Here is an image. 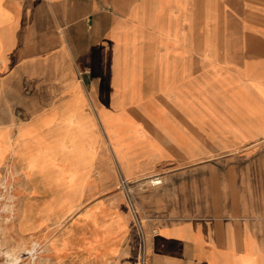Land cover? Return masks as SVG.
Returning <instances> with one entry per match:
<instances>
[{"label": "crops", "instance_id": "1", "mask_svg": "<svg viewBox=\"0 0 264 264\" xmlns=\"http://www.w3.org/2000/svg\"><path fill=\"white\" fill-rule=\"evenodd\" d=\"M262 2L0 0V89L21 110L0 114V180L21 201L78 187L92 202L174 173V220L146 230V264H264V112L246 108L264 110V24L216 28ZM94 215L83 264H129L130 214Z\"/></svg>", "mask_w": 264, "mask_h": 264}, {"label": "rangeland", "instance_id": "2", "mask_svg": "<svg viewBox=\"0 0 264 264\" xmlns=\"http://www.w3.org/2000/svg\"><path fill=\"white\" fill-rule=\"evenodd\" d=\"M261 7L264 8V2H262ZM232 12L231 18L228 19L229 24L225 27L217 26V33L230 31L232 35H242L247 34L249 29H255L258 25L264 24V9H259L258 11L253 10L243 15H240L239 10H232ZM240 18L244 22L247 19L248 24H243ZM6 93V90L0 89V114L3 115L2 117L17 112L21 114V110L18 109L16 111L14 105L7 103L8 98L6 97ZM246 108L247 112H264V110H256L254 105H249ZM5 123L6 121L0 120V126ZM171 175V179L166 185L162 184L163 179L161 177H153L150 180V184H147L145 187L140 186L136 189H133L128 180H124V184L120 183L118 186H115L113 191L109 190L107 195L104 196V201L92 202L77 201L81 192L78 187L71 188L70 200L33 201L31 197H24L21 201L22 192L18 191L20 187L5 183V186H11L10 189L14 194L9 202L10 208L13 211L3 208L4 202L7 200V194L4 192L5 186L1 185V182L4 183L5 179L0 180V264H8L5 256H3V252L9 248L16 249V252L21 257L19 264H30L31 257L28 253H25L26 249L24 248H30L33 241L37 243L34 264H83L85 258L90 255V252L85 250L86 246H89V242L94 240L96 235L94 230L96 221L94 213H129L131 218L130 224L135 228L131 213L136 211L141 219L144 234L146 230L154 229L152 226L154 225V221L174 220V211L171 213H166L165 211V207L170 209V205H166L165 202L167 204L168 202L170 204L173 203L174 206V173ZM155 180H158L159 183H152ZM143 188L155 190L157 193L155 196L160 197L159 199L154 198L153 200H148V206H157L158 208L164 209L165 212L148 213L142 209L139 199H142L141 192ZM126 193L129 194L131 200L128 199ZM165 196L166 200L163 203L162 201ZM51 197L55 198V195ZM116 197H118L117 200H115ZM129 201L130 203L132 201V207H130ZM87 213H92V216L89 215L86 217ZM84 217L88 220H81ZM137 235L139 238L138 232ZM129 239L130 235L128 234L124 243V246L126 245L127 248L130 245ZM138 252L139 250L137 249L136 253H130L128 255L127 258L129 261L131 260L129 264H133L132 261L138 255ZM92 253L96 254L95 250ZM38 260L40 261L38 262ZM135 261L136 263L134 262V264H140L137 257Z\"/></svg>", "mask_w": 264, "mask_h": 264}, {"label": "bare ground", "instance_id": "3", "mask_svg": "<svg viewBox=\"0 0 264 264\" xmlns=\"http://www.w3.org/2000/svg\"><path fill=\"white\" fill-rule=\"evenodd\" d=\"M10 166V165H9ZM13 174V173H12ZM7 176V175H6ZM21 176V175H20ZM6 180V179H5ZM8 183V182H7ZM1 185L2 186H5V183L1 182ZM10 187H8L7 185L5 186V190L4 192L7 194V200L4 202V205H3V208L6 209V210H9V211H13V209L10 208V205H9V202L11 201L12 199V196L14 195L12 190L10 189ZM14 189V188H13ZM16 189V188H15ZM20 191V190H19ZM5 198V197H4ZM17 202V201H16ZM13 203V202H12ZM16 205V204H15ZM18 210V209H17ZM19 212V211H18ZM11 213V212H10ZM10 216V215H9ZM15 218V217H14ZM15 220V219H14ZM17 220V219H16ZM16 222V221H15ZM3 223V222H2ZM8 224V223H7ZM6 224V225H7ZM15 224V223H14ZM13 224V225H14ZM59 225V224H58ZM60 226V225H59ZM58 226V227H59ZM5 228V227H3ZM7 233V232H6ZM1 234V233H0ZM3 234V233H2ZM4 236V235H3ZM10 236V235H9ZM8 236V237H9ZM32 237V236H31ZM39 237V236H38ZM22 240V239H21ZM24 241V240H23ZM38 241V240H37ZM25 242V241H24ZM10 243V242H9ZM36 241H33L32 242V245L30 248H24L26 249V252L25 253H28L31 257V263L30 264H34V254H36ZM15 245V244H14ZM18 246V245H17ZM29 247V246H28ZM47 247V245H46ZM21 248V247H20ZM49 249V248H48ZM19 250V249H18ZM20 253V252H19ZM41 253V252H40ZM49 253V252H48ZM3 256H5V260L8 264H19L20 261H21V257L19 256V254L16 252V249L15 248H9V249H5L4 252H3ZM44 255V254H43ZM2 256V257H3ZM37 257V256H36ZM23 260V259H22ZM40 260H38L39 262ZM44 261V260H43ZM29 264V263H28Z\"/></svg>", "mask_w": 264, "mask_h": 264}, {"label": "built area", "instance_id": "4", "mask_svg": "<svg viewBox=\"0 0 264 264\" xmlns=\"http://www.w3.org/2000/svg\"><path fill=\"white\" fill-rule=\"evenodd\" d=\"M120 183L124 184V179L121 178ZM152 183H159V182H158V180H155V181H152ZM127 197L129 200H131L129 194H127ZM129 205H130V207H132V201H131V203L129 201ZM131 215H132V219H133V225L135 226V229L139 234V238H138L139 239V241H138L139 252L137 255V259L139 260L140 264H146L148 252H147V248H146L145 234L143 232L142 225H141V219H140L138 213H136V211H133V213H131Z\"/></svg>", "mask_w": 264, "mask_h": 264}]
</instances>
